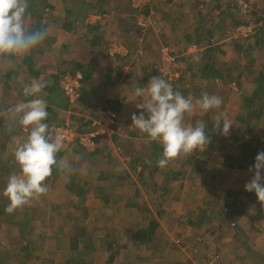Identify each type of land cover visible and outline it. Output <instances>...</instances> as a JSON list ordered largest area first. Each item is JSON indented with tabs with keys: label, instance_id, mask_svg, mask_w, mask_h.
<instances>
[{
	"label": "trees",
	"instance_id": "trees-1",
	"mask_svg": "<svg viewBox=\"0 0 264 264\" xmlns=\"http://www.w3.org/2000/svg\"><path fill=\"white\" fill-rule=\"evenodd\" d=\"M69 2L66 4V8L61 7V0L58 2V8L60 10V16L63 17L64 28H71L74 22L82 21L84 16L90 9H97L94 12L104 16L105 14H110L109 11H102L100 8L99 1L95 2L86 1V0H65ZM170 2L172 0H166ZM186 1V0H185ZM191 1V0H188ZM194 1L196 4H194ZM192 7H197L202 5L203 8H208V13L204 14L202 11L191 12L189 14L194 15L195 18L191 21V19L186 18L185 20L189 21V26H186L185 31L182 35V40H178L175 43H169L166 39V33L162 32L159 35V39H161L159 48V53H161V49L166 47L169 49V54L176 60L178 63V67L173 69L174 72L177 73L176 77L173 79H168V76H165L162 72L163 63L160 62L157 55V58L154 62H151L152 58L148 59L150 55V49L148 45H140L142 47V51H139L138 48V39L134 38L133 40H128L126 46L123 47L122 43H119L123 47V50H115L117 42L113 43V51L112 45L108 42H100L101 41V33L103 31L99 30V26L97 23L85 22L87 26V35H90V43L97 42L99 56H103L104 58H114V61H117L120 64V67L123 68L126 58L131 59L130 66L127 71L120 72L118 71L115 79L110 81L111 71H108L106 74V78L108 79V83L114 84L117 81H122V76L127 79L130 84H133V81L136 79V66L140 61H145L146 63L142 66V78L141 83L138 86L145 85L149 78L152 76L160 75L162 78L166 79L174 90L181 92L185 96H191L193 101L195 102L201 94L208 93L210 95H218L222 98V106L218 110H209L208 112H202L198 108H194V113L188 116L185 119L187 124H194L199 120H204L208 122L209 135L211 137V143L208 147L203 151H196V155L194 153L191 154L192 161L196 164L195 169L199 174L203 175L205 165L210 167L211 169H216L213 171L215 173L218 169L221 168V173H230L231 170H242L246 168V166L253 163L254 157L258 151H264V16H260L256 11V1L257 0H231L223 3V0H192ZM63 2V1H62ZM187 2V1H186ZM173 3V2H172ZM177 3V2H175ZM179 4V3H177ZM174 6V4H173ZM150 7H153V0L146 3L143 7L136 9L137 13L134 17H129L127 13L123 14L122 11H119L120 6H118V13L123 14L118 16L119 19L123 18V24L125 23V17H129L133 19L134 27L138 31H145V35H154V30H152L153 26L151 24H147L142 26L139 24V14L147 15L149 13ZM195 7V8H196ZM50 9V4L47 0H28V8L26 10L25 16H29L30 20L27 21L25 17V25L29 31H40L46 29V24L44 23V13L45 9ZM155 8V7H154ZM74 9V10H72ZM134 11V8L129 6L128 8H123V11ZM157 11L158 9H154ZM114 12V11H113ZM115 13V12H114ZM117 13V14H118ZM116 15V13H115ZM250 15L249 18L245 16ZM106 17V18H107ZM109 19V17H108ZM167 20V18H165ZM166 22V21H164ZM175 24V28L177 29L179 25V19L176 21H172ZM172 22H169L173 24ZM240 25L251 26L252 29L247 36H237L235 30ZM46 31V30H45ZM129 31V30H128ZM176 32V31H175ZM134 37V35H132ZM164 38V41L162 40ZM116 40V39H114ZM245 40L246 43L250 42L251 47H255L258 49L257 53L248 59H242L243 55H239L241 59L235 63H227L222 60V55L225 54L226 49L224 48L226 44L234 47L237 51L244 53V45L240 43V41ZM249 40V41H247ZM186 42L187 45L190 44V47H194L196 52H188L186 53V47L184 43L180 44V42ZM42 42H48L47 36ZM176 45L177 50H173L171 45ZM159 45V46H160ZM147 46V47H145ZM120 47V46H118ZM109 48V49H108ZM118 49V48H117ZM32 50V51H31ZM29 54H21V55H5L0 54V65H3L5 61L14 62L13 69H9L7 72L0 73L3 80L12 87L15 85L18 89V93L23 94V89L29 85V75L26 76V79L22 81L23 83H18L20 79H18L19 74L21 73L23 68L28 70L33 67L35 59L33 54V49H31ZM137 54V55H136ZM156 57V56H154ZM96 60V57H92ZM128 61V60H127ZM95 67H100V65L95 61ZM101 68V67H100ZM99 69V68H97ZM68 70V69H67ZM23 72V71H22ZM26 72V71H25ZM66 72H79L81 73V86H80V94L79 98L74 101H70L69 97L65 94L64 90L58 88L55 83L53 85H49L48 83H44L45 87L42 89L45 92V96L41 92L39 96L47 101V110L52 113L51 116L47 117L49 122V131L51 132V126L53 123L59 122L61 124H65L66 117L64 115H59V110L73 109L77 111H81L82 101L89 102L94 101V108L97 110H101L102 113L104 110H112L116 114H119V107L123 104L124 98H115L113 100H108L103 97L102 93H104L105 88L93 87L90 86L89 82L91 81L89 78L91 76L90 67L84 65L83 67L79 66L76 69H69V71L62 72L61 76ZM18 79V81H17ZM24 78H22L23 80ZM60 80V79H59ZM11 82H14L11 84ZM25 82V83H24ZM106 87V86H105ZM235 88L236 90H234ZM227 90L232 91L233 93H240L239 102L235 109L228 108L226 106L225 99H227L226 93ZM245 90V93H243ZM34 97H28V99H32ZM50 106H53L51 109ZM92 113L94 116H99L97 113H94V109ZM84 111V110H82ZM85 112V111H84ZM219 112H222L223 115L229 119L232 123V127L230 128L229 134L227 136H222L219 133V130H213L212 124L215 122V118ZM84 115V114H82ZM70 119H76L75 122H69V126L73 130L78 133L86 132L89 130H93L94 127H90L88 124L92 122V120L88 122L83 121V117H71ZM46 120V121H47ZM99 120V119H97ZM16 124L8 129H3V125L0 124V131L2 130L3 134L0 133V153L6 149V146L11 144L15 139L11 138L12 136L17 135L18 127H15ZM8 130V131H7ZM52 133V132H51ZM53 134V133H52ZM103 134L97 133L95 137L96 147L92 151H86L77 141L70 144V153H77L80 155L81 160L87 158V161H99L96 159L97 157L110 158L107 152V148L99 147V141L102 138ZM108 136V135H107ZM128 136L135 139H141L145 141L147 147L149 149L148 153H142L137 148L130 149L129 154H125L127 162L125 165H129L131 172L125 167L118 169L117 171L112 173V177L105 176L106 171L103 169H99V173L96 179V187H98L101 191L100 198L106 203L109 204L110 213L108 216H114L113 218H117L122 222V226L120 228L119 225L117 227H113L112 231L117 232L113 235L114 239L107 240L106 238H110L108 233L105 234H97L95 233V238L88 244L86 243L89 238L86 234V228L82 225L81 222L84 221V216L76 217V223L73 227L68 231L63 233L62 235L69 241L68 251L70 253L69 257L65 260H61L63 264H93L91 261H85L83 258V253L88 251H92L97 247L107 246L110 253L107 257L108 261L114 259L117 252H119L118 248H128V251L131 253L134 250L138 249H150L151 251H159L165 254L164 248L159 247V242L156 237L157 231L160 226L163 225L164 217H167L165 214V210L158 208L153 211L143 210V207H139V204H143L142 200H139L140 191H142L143 187H149V191L152 190L156 193L157 205L161 204L163 201L169 199V189L170 186H178L180 184V179H183L185 175L184 168L182 170L179 169L181 165L180 155L174 159H172L168 165H170V169L168 171H161V167L157 165V160L160 158L161 147L158 142L151 141L144 134L140 133L139 130L134 127H130L128 129ZM110 137V136H108ZM132 143V142H131ZM67 149L61 148V150L57 153V164L53 167L52 174L46 179V186L50 188L52 191L54 189L53 181H63L64 180V189H69L70 194L77 197L81 196L86 192V187L84 184H89L90 181H82L80 171L75 170L73 165H62L59 162V159L67 152ZM109 153V151H108ZM182 155V154H181ZM206 155L207 159L202 161L203 156ZM12 156V154H11ZM9 156L8 159L2 160L0 163V188L4 187V180L7 176V165L10 163L11 166H14L18 169V166L13 158ZM112 158L116 157L110 155ZM91 159V160H90ZM216 159V165H214L213 161ZM93 162V161H92ZM19 170V169H18ZM66 171V172H65ZM134 172L136 174V178L132 179L130 176ZM111 173V172H110ZM134 174V175H135ZM212 174L209 177L210 182H212ZM110 179L109 181L114 180L115 184L122 189V195L124 197L122 207L115 205V203H111V196L109 193H104L105 184L104 181L106 179ZM224 181H226L227 177L224 175ZM83 182V183H80ZM131 182V185L134 187V195L129 194L125 191L128 184ZM171 185L169 186V184ZM213 183V182H212ZM113 191V183H111ZM173 186V188H174ZM152 188V189H151ZM175 190V188H174ZM244 191V190H243ZM154 193V194H155ZM176 193V191H175ZM241 192L237 190H232L230 188L223 189L220 193V196H223L224 199L221 201L222 205H216L215 208H218L217 214L221 215L218 219L219 222L218 227L222 225H226L228 228L234 229L233 233L229 236L228 245L233 247L234 259L243 263V259H251L253 264H264V253L258 252L254 250L252 243H247L246 238L249 234L244 231V227L240 222L235 220L240 219L241 216L245 217V202L240 196ZM1 195V192H0ZM243 196L249 198L255 205L258 203L256 196L254 193L243 192ZM175 196V195H173ZM172 196V197H173ZM43 197V194H42ZM5 202L1 197V201L6 204L8 208L9 201L7 197L5 198ZM73 199V198H72ZM74 200V199H73ZM78 201H73L72 208L78 209L82 208L85 212L84 206V198L77 199ZM115 201V200H114ZM217 204V203H216ZM144 205V204H143ZM30 206H33L31 211L38 209L37 204L31 203ZM36 206V207H34ZM257 206V205H256ZM137 208L139 212L136 218H131V215L128 212V209ZM18 209H26L25 205L22 207H18ZM258 209V206H257ZM3 210V207L0 208V211ZM126 210V214H129V221L124 222V218L120 220L116 216L119 212ZM83 213V212H82ZM86 213V212H85ZM259 215L264 218V206L256 210V215L254 218L250 216L249 229L255 230L257 228V223ZM249 218V217H248ZM135 219L136 221H133ZM25 216H22L21 221H15L18 224V230H20L19 234H23V230L26 227V222H24ZM132 220V221H130ZM205 217L200 215H196L193 218L188 219V224L190 226L196 227L198 230L203 223ZM97 238V239H96ZM119 238L122 240L119 243ZM202 235L196 236L195 243L196 246L193 249H190L189 252L192 255L198 253V246L203 245L204 240L202 239ZM177 242H180V238H176ZM221 238H215V242H218ZM10 246L4 245L2 243L0 245V264H12V258L14 256L21 257V259H25L26 261L34 258V254L31 255V250L35 249V244L33 241H29L28 239H24L23 237L16 238L15 240L10 239ZM225 241H222L221 244H224ZM115 244H117L115 246ZM174 246H176V242L173 241ZM171 244L173 249L176 251L177 249ZM178 245L180 243H177ZM240 251H244L241 254ZM9 253H12L10 256ZM34 253V252H33ZM89 254V253H88ZM124 254H127L126 252ZM217 251H212V255H209L205 261L206 263L211 261L213 258L216 261ZM24 260V261H25ZM177 260V259H174ZM179 260V259H178ZM177 260V261H178ZM188 261V259H186ZM59 261L56 264H60ZM51 263L54 261L51 260ZM15 263V262H13ZM55 263V262H54ZM178 263V262H177ZM214 261L211 263L213 264ZM21 264H27L22 262Z\"/></svg>",
	"mask_w": 264,
	"mask_h": 264
},
{
	"label": "rangeland",
	"instance_id": "rangeland-1",
	"mask_svg": "<svg viewBox=\"0 0 264 264\" xmlns=\"http://www.w3.org/2000/svg\"><path fill=\"white\" fill-rule=\"evenodd\" d=\"M96 0H91V2H95ZM121 1H125L128 3L126 8L129 9L130 0H104L103 4L101 5L102 9H106L108 11L112 10L110 12V15H113L109 17L107 20V24L105 28H108L110 33L113 32L110 30L114 25L117 27L122 35L118 37L116 40L121 42L123 47L126 46V43L128 40H133L134 38L138 39V48L139 51H142V47L140 48V45L144 43V45H148L151 47L150 49V55L148 59L152 58L151 62H154L155 59L158 58L160 62L162 63V54L159 53V48L162 46L160 45L161 39H159V35L162 32H165L166 39L169 41V43H175L178 40H182V35L185 31L189 30L186 26H189V21L185 20L186 18L191 19V21L195 18L194 15H191L189 13L191 12H197L202 11L204 14L208 13L206 7L203 8L202 5L192 7V4H196L194 1H188V0H172L169 3L166 0H157L156 4L153 5V7H150L149 13L147 15H140L139 14V20L145 21L147 24H151L153 26L152 30H154V35H145V31H138L133 25V19L129 17H134L137 13V11L134 9L131 13L129 11H122L123 13H127L129 17H125V23L123 24V18L119 19L118 16L121 14H116L114 12H117L116 5H119ZM152 0H150L151 2ZM226 1L231 0H223V3H226ZM254 1V0H252ZM173 2V3H172ZM179 4H177V3ZM63 5L69 4V2H66L65 0L62 2ZM174 4V6H173ZM257 6L256 11L259 13L260 16H264V0H257L256 1ZM115 5V6H113ZM157 5V6H156ZM155 7V8H154ZM154 9H158L155 11ZM114 11V12H113ZM113 13V14H112ZM60 15V10H59ZM44 16L45 13H44ZM26 20L29 21L30 17L25 16ZM246 18H249L250 15L245 16ZM58 18V17H57ZM167 18V20H165ZM176 19H179V25L177 29L175 28V24L172 21H176ZM58 20V19H57ZM93 21V20H90ZM95 21V20H94ZM166 21V22H164ZM61 22L60 20L53 22L55 26H59L58 23ZM172 22L173 24L169 23ZM81 25L74 28L73 34L79 35L78 37H83L85 32V27ZM191 27V26H189ZM54 29V26H52V30ZM58 29V27H57ZM56 30V27H55ZM129 30V31H128ZM54 31V30H53ZM176 31V32H175ZM51 32V31H50ZM134 35V37L132 36ZM241 37V36H239ZM162 40L164 41V38L162 37ZM249 41V40H247ZM53 43L56 42L52 41ZM184 43L180 42V44ZM240 43H243L244 45V53L237 51L234 47L229 46V44H226L224 47L226 49L225 54L222 56V60L227 63H235L238 62L239 55H243L242 59H248L249 57L254 56L258 49L255 47H251L250 42H247L245 40L240 41ZM125 45V46H124ZM160 45V46H159ZM179 44L171 45L173 50H177V46ZM184 46L186 47V53L188 52H196L194 47L190 48V44L187 45V43H184ZM123 47H115V50H123ZM147 47V46H145ZM179 47H181L179 45ZM118 48V49H117ZM79 50L81 51V55L88 56L86 50H82V48L79 46ZM62 55L64 57H69L71 51H62ZM52 55V53H51ZM61 55V54H59ZM84 55V56H85ZM137 55V54H136ZM156 56V57H154ZM132 59V57H131ZM130 59V61H131ZM124 64V71H127L128 64ZM174 63H171L172 65L167 64L165 61V67L163 68L162 72L170 71L172 70V66L178 67V62L176 60H173ZM66 64L65 67H62L61 71H69V69H76L78 66L73 67L71 65H68L67 61H64ZM44 63H46L44 61ZM146 62L140 61L138 65L136 66V79L133 81V84L131 85L130 82L125 79V81L120 85L121 92L124 93L125 90L128 89L129 85H131L129 88L135 89L140 83L141 78L143 77L141 69L142 66ZM14 62L12 61H5L2 65L3 70L6 67H14ZM171 66V67H170ZM173 68V69H174ZM68 69V70H67ZM67 73V72H66ZM24 73H20L18 78H23ZM62 77V76H61ZM236 90L235 88H233ZM123 90V91H122ZM128 92V91H127ZM129 93V92H128ZM245 93V90L244 92ZM131 94V99L129 102L125 105H121L123 112L125 115H130L132 111L136 110L135 105L140 102L139 99H137L134 95V93ZM126 95V94H125ZM132 96H134L132 98ZM227 99L225 101L226 106L228 108L235 109L237 107V104L239 102V96L240 93H233L232 91L227 90L226 93ZM82 106L85 110L91 108L93 109L94 106L90 104L89 102L85 101ZM95 109V108H94ZM91 111V110H90ZM97 109L94 110L96 112ZM92 112V111H91ZM193 112L188 113L187 115L190 116ZM99 116H93L91 117L92 122H89V126H93V124L97 125L100 121V118L103 116L102 113H97ZM185 116V119L187 117ZM118 119L122 118L117 114ZM99 119V120H97ZM66 121L72 122L69 117H66ZM77 121V120H76ZM59 124V122L53 123V125ZM127 127V126H126ZM114 130V128H113ZM119 127H115V133H112L110 131H106L108 133H112L111 136L108 134V136L104 135L101 136L102 138L99 141V147L101 148H107L106 154L110 158H103L97 157L96 159H99V161H94L93 159L91 161H87L88 159L85 158L84 160H81L80 155L77 153H70V146L65 147L67 149L66 153L59 159V162L62 163V165H73V168L75 170L80 171V175L82 178V181H90L89 184H84L86 187V192H84L83 195L77 196V197H71L73 196L70 194L69 189H64V180L63 181H53L54 183V189L51 191L48 186L46 192L42 195H40L38 198H34L30 200L27 204H25L26 209H18L15 208L13 211L9 212L7 210L6 204H4L1 201V197L3 198L5 202V196L3 195L4 187L6 185L8 177L13 174L17 173L19 170L16 169L14 166H11L9 163L6 168L7 169V176L4 180V187L0 188V208L3 207V210L0 211V245L4 243V245L10 246V239L15 240L16 238L23 237L24 239H28L29 241H33L35 244V249L31 250V255L34 254V258L26 261L21 259V257L14 256L12 258L13 262L12 264H21L22 262L27 264H56L59 261L65 260L67 257H69L70 253L68 251V245L69 241L66 240V238L62 235L65 232H68L73 225L76 223V217L84 216V221L81 222L83 226L86 228V234L89 240L86 241V243H90L93 238H95V233L97 234H105L108 233L110 235V238H106L107 240L114 239L113 235L117 232H113L112 228L117 227L120 228L122 225V222L119 221L117 218H113V216H108L110 213V207L109 204H106L101 198V191L98 187H96V179L99 173V169H103L106 171L105 176L112 177V173L117 171L118 169H121L122 167H125L131 172V169L129 168V165H125L127 162L125 154H129L130 149L137 148L142 153L149 152V149L147 147V144L145 141H142L141 139H131L125 137V134L127 132H118ZM104 134V133H103ZM114 135V136H113ZM113 136V137H112ZM20 139H16L15 143H11L10 148H12V152L14 150V147L17 143V141ZM132 142V143H131ZM133 146V147H132ZM87 151V150H86ZM109 151V153H108ZM195 152V153H194ZM193 153L196 155V151ZM110 155L116 157L112 158ZM9 156H11V152L9 154L6 152L4 158L8 159ZM13 156V153H12ZM11 156V157H12ZM207 159L206 155L203 156L202 161H205ZM181 165L179 166V169L182 170L184 168L185 175L183 179H180V184L178 186H170L168 187L170 193L169 199L163 201L161 204L157 205L156 193L152 190L149 191V187H146L140 191L139 194V200H142L143 204H139V207H143L142 209L147 211H153L152 209L156 210L158 208H161L162 210H165V214H167V217H164L163 225L159 227L157 231V239L159 242V247L164 248L165 254L161 255V252L159 251H151L150 249H138L134 250L132 253L131 251H128V248H118L119 252H117L116 256H114V259L108 261L107 257L110 253L109 249L106 245L103 247H97L92 251H88V253H83V258L85 261H91L93 264H211L213 261V264H252L251 259H243L244 262L240 263L236 259H234L233 254V247L231 245H228L227 242H229V236L233 233L234 229L228 228L226 225H222L221 227H218L219 218L221 215L217 214V211L220 209V206L222 205V200L224 199L223 196H220V193L223 189L230 188L237 190L241 192L240 196L243 200L246 199V196H243L242 193L244 192L242 189L244 187V184L250 179V173L248 169L250 168V165L246 166V168H243L242 170H231L230 173H221L219 171H222L221 168L218 169L215 173L216 169H211L210 167L205 165L203 175L199 174L197 172V169H195L196 164L194 163V160L192 161L191 154L186 156V154L180 155L179 158ZM93 161V162H92ZM216 159L213 161L214 165H216ZM170 165H167L163 168H160L161 171H168L170 169ZM66 172V171H65ZM111 172V173H110ZM132 172L131 178H136V174ZM214 174L212 177V182H210L209 177ZM1 175V173H0ZM224 175H226L227 179L224 181ZM110 179H106L104 181L105 184V190L104 193H109L112 197L111 203H115V205L122 207V203L124 200V197L122 195V189L115 184V181H109ZM83 183V182H80ZM113 183V188L112 184ZM152 189V188H151ZM125 191L129 194L134 195V187L131 185V182L128 184V187H126ZM176 191V193H175ZM155 193V194H154ZM175 195V196H173ZM173 196V197H172ZM84 198V206L85 212L82 210V208L73 209V201H78L77 199ZM74 200H73V199ZM115 200V201H114ZM31 203L37 204L38 209H35L34 211H31L33 206H30ZM217 203V204H216ZM252 205H246L245 204V217L241 216L240 219H237L235 221L240 222L243 227L248 228L250 223V216L253 218L256 214V210L258 203L255 205L254 202H251ZM216 205H220L218 208H215ZM36 207V206H34ZM218 209V210H217ZM83 212V213H82ZM129 214L131 215V218H136L140 211L135 207L133 209H128ZM126 214V210L122 212H119L116 214L120 220L124 218V222L129 221L130 215ZM202 215L205 217V220L203 223H201V226L199 230L196 227L190 226L188 224V219L195 217L196 215ZM25 216L24 222H26L27 225L24 227L23 234H19L20 230H18V224L15 222L17 220L22 219V216ZM129 215V217H128ZM249 217V218H248ZM133 221H136L135 219H132ZM130 220V221H132ZM121 223V224H120ZM261 225V222H259V226ZM198 235H202V238L204 240L203 245L198 246V253L195 255H192L189 250L193 249L196 246L195 243V237ZM248 237L246 238L247 243H252L253 237L248 234ZM260 236V237H259ZM256 237L255 241H258V243L264 242V236L259 235ZM176 238H180L181 241L177 242ZM215 238H221V240L218 242H215ZM97 239V238H96ZM122 240L119 238V243ZM173 241L176 242V246H174ZM222 241H225L224 244H221ZM177 243H180L179 245ZM173 246L177 249L176 251L173 249ZM117 244H115L116 246ZM212 251H217V257L209 261V263H206V259L210 257L209 255H212ZM34 252V253H33ZM127 254H124V253ZM244 251H240L241 254ZM11 256L12 253H9ZM188 257V258H186ZM174 259H179L174 260ZM188 259V261L186 260ZM53 260L54 262L51 263L50 261ZM60 262V264H63V262ZM178 262V263H177Z\"/></svg>",
	"mask_w": 264,
	"mask_h": 264
},
{
	"label": "clouds",
	"instance_id": "clouds-1",
	"mask_svg": "<svg viewBox=\"0 0 264 264\" xmlns=\"http://www.w3.org/2000/svg\"><path fill=\"white\" fill-rule=\"evenodd\" d=\"M27 8L28 0H0V54H25L46 38L45 30L29 31L26 28ZM44 87L42 82L30 83L23 89V94L34 98L14 109L20 114L19 125L27 128L28 134L14 147L13 158L19 171L8 177L3 191L9 201V212L46 192V179L57 164V153L63 144V137L53 136L45 122L47 101L39 96ZM134 95L140 100L135 105L139 111L131 115L130 126L159 143V167L167 166L181 154L188 156L194 151L203 152L211 143L208 122L199 120L187 124L185 116L194 108L205 113L220 109L223 103L220 96L203 93L194 102L191 96L174 90L160 75L150 77L142 87L137 86ZM231 127V121L222 112L217 114L212 124V129L219 130L222 136H227ZM248 171L251 175L244 184V191L254 193L264 206V151L256 153Z\"/></svg>",
	"mask_w": 264,
	"mask_h": 264
},
{
	"label": "crops",
	"instance_id": "crops-1",
	"mask_svg": "<svg viewBox=\"0 0 264 264\" xmlns=\"http://www.w3.org/2000/svg\"><path fill=\"white\" fill-rule=\"evenodd\" d=\"M48 3L50 4V9L46 8L45 9V15L44 16V23L46 24V32H47V39L48 42H40V44L38 46H36L35 48H33V54H34V65L33 67L29 68V74H28V70H26L25 68L22 69V71H20L21 73H24V79L22 80V78H18L19 80V84L23 83L22 81H24L26 79V76L29 75V84L32 82H42V83H48L49 85H53V83H55L57 85L58 88H61L59 85V79H60V75L62 74V67H65L64 65L66 64L64 61L68 62V65L74 64V66H81L83 67L84 65H87L88 67H90V72H91V76H90V86L93 87H99V88H105L104 93H102L103 97L107 98L108 100H113L115 98H120L123 97L124 98V102L122 105H125L129 102V100L131 99V94L129 93H134V88L131 89L129 88L131 85H129L128 89L125 90L124 93L121 92L120 88H121V84L125 81V78L122 76V81H117L114 84H110L108 83V79L106 78V74L108 73V71H111V78L110 81L115 79V76L117 74V72L122 69L123 71L125 70L124 67L121 68L120 64L117 61H114V58H104L103 56H99V52L98 51V46H97V42H93L90 43V35H87V29H86V25L85 22H94L97 23V25L99 26V30L103 31L101 33V41L100 42H108L109 45H112V51H113V43L117 42L116 46H120L119 45V41L114 40L117 39L118 37H120V35H122V33L119 31L121 29H118V25L117 27L114 25L110 30L113 32L112 34L110 33V31L108 30V28L106 27V24L108 23V17H111L113 15H107L105 14L104 16H102L100 19H97L94 21L93 18H97L98 13L94 12L97 9H90L83 18L82 21L79 22H74L73 26L71 28H64V26H62L63 24V17H61L59 15V8H58V2L60 0H47ZM61 0V7L62 8H66V4L63 5ZM86 1H91V0H86ZM104 0L99 1V5L100 8L102 9L101 5L103 4ZM157 2V0H153V5H155ZM169 3V2H168ZM128 5V3H126L125 1H121L119 5L116 6H120L119 11H123V8H126V6ZM115 6V5H113ZM157 6V5H156ZM74 10V9H72ZM118 10V8H117ZM102 11H108L106 9H102ZM112 10H110L109 12H111ZM116 14L118 12H115ZM125 14V13H123ZM121 14V15H123ZM58 17V18H57ZM107 17V18H106ZM61 18V22L58 23L59 26H55L57 25V21L60 20ZM58 19V20H57ZM93 20V21H90ZM56 21V24L54 25L53 22ZM83 26L85 27V32L83 35V37H78L79 35H75L73 34L74 28H76L77 26ZM134 26V24H132ZM52 26H54V31L52 30ZM56 27V30H55ZM58 27V29H57ZM82 27V28H83ZM51 31V32H50ZM90 37V38H88ZM55 43H53L52 41H55ZM114 41V42H113ZM79 46L82 48V50H86L85 52H87L88 56L81 55V51L79 50ZM109 49V48H108ZM115 49V48H114ZM62 51H71L69 57H64V55H62ZM32 51V50H31ZM30 50L27 52V54H29ZM52 53V55H51ZM61 54V55H59ZM92 57H96V60H94ZM130 61V59L126 58L125 63H129L128 61ZM44 61L46 63H44ZM97 62L100 67H97L99 69H97L95 67L94 62ZM73 67V65H71ZM130 66V64H128V67ZM16 67V66H14ZM14 67H6L3 70L2 65H0V73H4L7 72L9 69H13ZM26 71V72H25ZM64 72V71H63ZM3 76L0 75V124L3 125V129H8L9 127H13L15 124V127H18V131H17V135L12 136L11 138L15 139L12 143L16 142V139H21L23 137H25L28 134V129L25 127H22L19 125L18 120H19V115L18 113H16L14 111L15 107L20 104V103H26L31 99H28V97H26L24 94H21L20 92L18 93V89L15 85H13L12 87H10V85H7L8 83H10V81H7V83L3 80V78L1 77ZM19 77V76H18ZM17 79V81H18ZM14 82H11V84ZM25 83V82H24ZM106 86V87H105ZM123 91V90H122ZM129 93H128V92ZM43 93V95L45 96V92L42 90L41 91ZM126 94V95H125ZM46 97V96H45ZM134 96H132L133 98ZM33 99V98H32ZM94 101H91L89 99V106L90 104L92 106H94ZM50 108L52 109L53 106H50ZM55 108V107H54ZM53 108V109H54ZM84 110V111H82ZM93 109L89 108L87 110H85L83 108V106H81V111H77V110H73V109H66V110H59V115H64V117H83V121L88 122L91 120V117L94 116V114L91 112ZM48 111V116H51V112ZM101 110H97L96 113H100ZM139 110L136 108L135 111H132L130 115H125L123 112L122 107H119V116L122 118H117L116 119V123L113 127H110L111 132L115 133V127H119L120 132H127V134H125V137L130 138L128 136V129L131 127V115L134 112H138ZM95 113V112H94ZM84 114V115H82ZM101 114V113H100ZM98 115V114H97ZM72 122H75L76 119H71ZM46 123L49 122V120L45 121ZM95 124H93L94 127ZM127 126V127H126ZM96 127V126H95ZM133 127V126H132ZM114 128V130H113ZM0 131L1 134H3V131ZM118 130V132H119ZM8 131V130H7ZM112 133H109L110 136ZM103 134V133H100ZM104 135H108L106 133L103 134ZM114 136V135H113ZM112 136V137H113ZM132 139V138H131ZM10 145L6 146V149H4L3 152L0 153V163L2 162V160H4V156L6 154V152L9 154V152H12V148H10ZM139 151V150H138ZM141 152V151H140ZM148 153V152H147ZM1 173V170H0ZM18 173V172H17ZM251 175V174H250ZM244 189V187L242 188ZM245 204L248 205H252V201L246 197V199L244 200ZM261 207V204L258 202V209ZM256 215V214H255ZM255 217V216H254ZM253 217V218H254ZM259 220L257 223V228L255 230H251L249 228H243L244 231L248 232L252 237H253V241H252V246L254 248V250H257L258 252H262L264 253V242L262 243H258V241H255L256 237L259 235H263L264 236V218L261 217L259 215ZM259 222H261V225L259 226ZM260 237V236H259ZM251 244V243H250ZM188 258V257H186ZM252 261V260H251ZM253 264V261H252Z\"/></svg>",
	"mask_w": 264,
	"mask_h": 264
},
{
	"label": "built area",
	"instance_id": "built-area-1",
	"mask_svg": "<svg viewBox=\"0 0 264 264\" xmlns=\"http://www.w3.org/2000/svg\"><path fill=\"white\" fill-rule=\"evenodd\" d=\"M150 0H130L129 3L132 8L139 9L143 7ZM101 15L98 14L97 18H93L94 20L100 19ZM139 24L142 26L147 25L145 21L138 20ZM252 29L251 26L240 25L236 28L235 32L237 36H247L250 34L249 32ZM192 48V47H190ZM162 54V63L163 68L165 67V62L167 64L174 63L173 57L169 54V49L164 47L161 49ZM165 61V62H164ZM171 67V66H170ZM172 70L163 72L165 76H168V79H173V77L177 76V73L173 71L174 66L171 67ZM81 73L79 72H67L62 75L59 80V85L62 90H64L65 94L69 97L70 101L77 100L80 94V86H81ZM102 117L98 122L96 127L93 130H89L86 132L78 133L69 126L68 122L65 121V124H55L51 126V132L53 136L61 135L63 137V144L61 148H65L70 146L73 142H78L85 150L92 151L96 147L95 137L97 133H106V131H110V127H113L116 123V119L118 118L117 114L112 110H104L102 112ZM107 134H109L107 132ZM110 135V134H109Z\"/></svg>",
	"mask_w": 264,
	"mask_h": 264
}]
</instances>
